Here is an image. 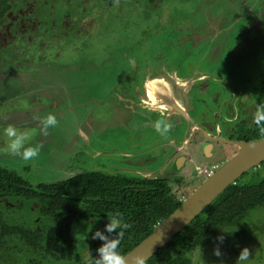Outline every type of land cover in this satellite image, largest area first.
Masks as SVG:
<instances>
[{"label": "rangeland", "instance_id": "obj_1", "mask_svg": "<svg viewBox=\"0 0 264 264\" xmlns=\"http://www.w3.org/2000/svg\"><path fill=\"white\" fill-rule=\"evenodd\" d=\"M66 10L68 7L64 6L60 11ZM93 18L95 25L87 35L61 38L49 36L52 31H48L30 40V33L22 35L19 30L11 38V52L0 54V166L20 172L33 184L64 180L83 170L136 177L147 176V168H158L166 154L162 157L160 150L154 149L148 155L155 162L147 166L141 163L143 155L138 153L157 146L167 136L155 131L152 113L137 114L141 113L139 107L134 105L132 109L129 105L139 96L138 101L152 108L166 106L164 96L170 91L166 92L165 82L177 98L183 79H191L184 82L188 93L195 76L198 80L208 73L207 83H195L185 98L203 103L208 114L221 107L211 102L214 91L225 94L231 86L236 98L235 84L248 87L244 91L249 94L245 102L258 100L259 94L254 90L261 89L264 80V0H163L157 6L142 1L96 10ZM146 68L148 72L152 68V72L164 74L163 79L157 80L155 90L152 86L157 78L145 80L142 87L135 85L138 79L134 72L144 74ZM173 72L179 78L171 75ZM263 103L262 100L258 105ZM238 105L245 111L249 108ZM50 112L56 114L59 124L45 134L34 117ZM8 125L29 133L25 146L42 145L36 158L25 162L8 153V138L3 134ZM228 132L224 131V135L238 138L236 133ZM141 134L145 138H139ZM221 144L225 151L209 160L222 165L238 150ZM195 166L190 163L187 170L192 175L181 171L173 175L171 170L168 181L177 195H191L205 181ZM260 166L249 170L244 179L264 175V170H260L264 162ZM179 174L183 175L182 180L173 183ZM8 205L13 211H8ZM26 207L23 209L16 201L0 202V212L17 220L34 216L32 204ZM107 222V218L93 220L76 232L92 236L96 230L105 229ZM77 233L74 231V235ZM216 247V243H211L205 249L207 264H219L220 260L235 264L243 247L250 250L247 264H264V212L253 215L249 232L243 238L235 239L230 246L219 245L220 258L213 254ZM18 256L29 257L25 253Z\"/></svg>", "mask_w": 264, "mask_h": 264}, {"label": "trees", "instance_id": "obj_2", "mask_svg": "<svg viewBox=\"0 0 264 264\" xmlns=\"http://www.w3.org/2000/svg\"><path fill=\"white\" fill-rule=\"evenodd\" d=\"M5 1L0 0V19L8 8L1 7ZM42 1L49 4V0ZM73 1L75 5L67 6L68 10L64 11L69 14L65 20L69 21L70 36L90 34V29L95 25L93 13L96 10L99 12L105 7L134 5L142 1L150 6L163 2ZM261 99L264 101V86ZM262 127L264 125L254 123L251 129L239 134V139L264 137ZM260 170H264V167ZM246 175L230 185L145 264H202V259L207 264L205 249L211 243L217 244L215 238L218 235L224 236L221 246H230L235 239L243 238L249 232L253 215L257 211L264 212V175L244 179ZM182 196L175 193L167 178L129 177L125 173L83 170L71 176V179L33 184L24 179L20 172L0 166V202L16 201L25 210L26 205L32 204L35 213L31 219L22 217L17 220L12 215L0 212V264H85L82 262L83 254L88 251L96 258V249L103 242L76 230L82 224L88 225L93 220L107 218L116 212L128 225L119 248L124 256L182 204ZM6 208L13 211L11 205ZM74 231L77 234L74 235ZM100 231L109 238L114 235L108 234L105 229ZM199 245L202 259L196 251ZM18 253H25L29 257L21 259ZM31 257L36 260L32 261Z\"/></svg>", "mask_w": 264, "mask_h": 264}, {"label": "flooded vegetation", "instance_id": "obj_3", "mask_svg": "<svg viewBox=\"0 0 264 264\" xmlns=\"http://www.w3.org/2000/svg\"><path fill=\"white\" fill-rule=\"evenodd\" d=\"M4 4L1 7L8 8L0 19V54L2 55L11 52V38L14 37L15 32L19 33V30L23 33L22 35L30 33V35L28 36V39L30 38V40L32 36H37L40 33L47 34L48 31H52L48 33L49 36H56L61 38L67 37L70 32H72L68 23L69 21L65 20L69 17V14H63L61 13V11L63 10L64 6H74L75 1L73 0H49V4L43 3L42 0H6ZM134 73L136 74V79H138L135 85L140 84L141 87L143 86L145 80L147 82L149 79L157 78L153 83V90L157 88V80L163 79L162 77H164L163 73L152 72V68L149 69V72L146 68V73L144 74H141L138 71ZM148 74H151L150 78L146 79L148 77ZM205 75L207 77L204 76L203 78H200L201 74L197 75V77L199 76L200 78L198 80H196L195 76L193 83L195 84L198 81L207 83L206 81H208L210 75H208V73ZM189 80L191 79H183V85L180 86L181 88L179 89V91L184 90V92L182 95L177 96V98L175 97V95H172L173 92L168 85L169 83H164V86L168 88V91H170V95L165 94L164 97L166 98V101H164V103L166 106L161 107L159 109V112L155 111V108H153L154 111L151 110L152 106L150 107L148 105H144L140 102V100L138 101V99H141V97L139 98V96H137V98L135 97L136 99L134 98V102L129 105L132 107V109L135 108L134 105L139 107L141 113L137 114L147 116L149 113H152V116L155 117V121L166 118L173 125L171 131L167 134V139L164 138V140H162L157 146H153L154 149L160 150L162 157L166 154V157L164 158L165 161L162 162V164L156 169L147 168V176L170 179L169 177L171 176L169 175L171 174V170L174 172L173 175H175L177 171H181V173L188 172V175H192L190 171H187L190 169V163L196 165L195 167H197L198 172L199 168L201 169L203 166L212 164L210 161H208L210 158L208 157V153L211 152V155L214 154V156H217V154L220 155L225 151V148L221 144L225 142L219 140L221 137L229 140H240L239 134L243 133V131L246 132L247 130L251 129L250 127L254 124V113H250L248 110L255 112L256 108L259 106L258 104L262 101L260 95L262 94L264 80L261 89L256 88L254 90L259 94L258 100H256V98H253V96L251 95V99L253 98L251 102H245V98L249 96V94L247 93L244 94V91L246 90L245 88H248L246 87V85L235 84L236 91L238 92V94H236V98L233 96L232 91L234 89L231 88V86H229L225 94L223 92L219 94V91L217 90L214 91V100L211 99V102H216L220 104L221 107H219L217 111L211 114H208V108H204V111V109L202 108L203 105L201 106V104L203 103H192L190 102V100H188L189 98L185 99L186 96L190 95L193 91L192 86L194 84L191 85L188 93H185L186 85L184 82H187ZM146 82L144 84V89L147 94ZM220 97H222V100L219 102ZM238 104L249 106L247 110L249 113L245 111V109L242 110V107ZM123 105L128 106L126 105V103H124ZM156 112L157 114H155ZM160 113H162V115ZM241 129H243V131ZM240 130L241 132L239 133ZM224 131H229L228 135L229 133H236L238 138L234 139L230 136H226L224 135ZM198 132H200V135H197ZM207 134L211 137L213 136L214 138L211 139ZM139 137L145 138L143 134L139 135ZM148 142L151 141L149 140ZM232 146L236 147L234 145ZM151 148L152 146L150 148H145L141 153V156L143 155L141 163L143 162V164L147 166L148 163L152 164V162H155L152 157H149L148 155L147 150ZM171 149L172 151L170 152L169 150ZM236 149L238 150V147H236ZM217 164L219 165V167L221 166V164H219L218 162ZM182 178L183 175L179 174V176H176V178H174L173 183L176 182L175 180H182ZM184 194L185 193H183L182 195ZM189 195L190 194L187 193L185 194V196H182V201L185 200L184 197L187 198Z\"/></svg>", "mask_w": 264, "mask_h": 264}, {"label": "water", "instance_id": "obj_4", "mask_svg": "<svg viewBox=\"0 0 264 264\" xmlns=\"http://www.w3.org/2000/svg\"><path fill=\"white\" fill-rule=\"evenodd\" d=\"M208 137L214 138L210 135ZM219 140L238 147V151L206 178L146 239L124 255L126 264H136L137 257H143L146 262L181 233L237 179L264 162V137L254 140H229L221 137Z\"/></svg>", "mask_w": 264, "mask_h": 264}, {"label": "clouds", "instance_id": "obj_5", "mask_svg": "<svg viewBox=\"0 0 264 264\" xmlns=\"http://www.w3.org/2000/svg\"><path fill=\"white\" fill-rule=\"evenodd\" d=\"M34 119L39 120L45 134L47 129L55 128L59 124L57 116L53 112L48 113L46 116L37 114ZM253 122L259 125H264V105H259L256 108L253 115ZM172 127L173 125L166 118L159 119L154 122L155 131L162 137L167 136ZM3 134L8 138L6 147L8 153L12 156L19 157L23 161L27 162L36 158L40 154L42 145L36 144L35 146H25L29 138L28 132L21 131L13 125H8L3 128ZM261 134H264V127L261 128ZM68 178L71 179V176ZM107 220L108 222L105 224V231L108 234L114 233V235L112 238H109V236L105 235L100 230L93 232L91 239H99L103 243L98 249H96V258H93L90 252H85V264H126L125 257L121 254L119 248L121 240L124 237V229H126L128 225L123 223V217L118 212L107 216ZM215 239L217 241V247L214 248L213 254L217 258H220L222 253L219 245L223 244L224 236L218 235ZM196 251L197 255H199L202 259L200 245ZM249 260L250 250L248 247H243L239 252L235 264H247ZM136 264H145L144 258L137 257ZM202 264H204L203 259ZM219 264H224V262L220 260Z\"/></svg>", "mask_w": 264, "mask_h": 264}, {"label": "built area", "instance_id": "obj_6", "mask_svg": "<svg viewBox=\"0 0 264 264\" xmlns=\"http://www.w3.org/2000/svg\"><path fill=\"white\" fill-rule=\"evenodd\" d=\"M218 167L219 165L217 163H212L210 165L203 166L199 171V175H203L205 178H208L215 173ZM183 196H185V194ZM184 199H186V197H184Z\"/></svg>", "mask_w": 264, "mask_h": 264}, {"label": "crops", "instance_id": "obj_7", "mask_svg": "<svg viewBox=\"0 0 264 264\" xmlns=\"http://www.w3.org/2000/svg\"><path fill=\"white\" fill-rule=\"evenodd\" d=\"M204 75L205 74H207V73H203ZM171 75H173V76H175V77H177V78H179L178 77V74H177V72H173ZM166 92H169V91H166ZM183 92H184V90H180L179 91V93H180V95H182L183 94ZM168 95H170V93H168ZM150 99H153L152 97L150 98ZM151 110H153V108H151ZM155 111H158L159 112V109H154ZM153 110V111H154ZM155 114H157V112L155 113ZM161 115H162V113H160ZM140 138V137H139ZM150 145H151V143H150ZM154 146V145H153ZM152 146V148L151 149H148L147 151H148V153H151V152H153V150H154V147ZM146 148H150V146L149 147H146ZM173 148V147H172ZM143 150V149H142ZM150 151V152H149ZM171 152V151H170ZM142 153V152H141ZM140 152L138 153V154H141ZM137 154V155H138ZM212 153L210 152V153H208V157H210V158H213L214 157V154L213 155H211ZM171 158H172V156H171ZM210 161V160H209ZM211 163H213V161H210ZM215 163H217L216 161H214Z\"/></svg>", "mask_w": 264, "mask_h": 264}]
</instances>
